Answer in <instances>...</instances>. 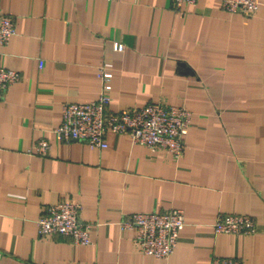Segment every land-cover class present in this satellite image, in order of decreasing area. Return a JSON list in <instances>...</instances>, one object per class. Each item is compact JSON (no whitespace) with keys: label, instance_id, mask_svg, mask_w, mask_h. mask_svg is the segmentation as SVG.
<instances>
[{"label":"crops","instance_id":"0c3cea01","mask_svg":"<svg viewBox=\"0 0 264 264\" xmlns=\"http://www.w3.org/2000/svg\"><path fill=\"white\" fill-rule=\"evenodd\" d=\"M16 33L0 66L18 71L0 102V264H264V0L251 16L198 0H0ZM116 42L123 44L121 50ZM111 72V110L147 103L192 113L180 159L107 132L106 147L59 141L64 102H89ZM47 139V156L33 145ZM59 199L81 203L91 243L44 237L37 219ZM183 209L173 253L133 246L132 212ZM247 214L251 235L214 230L218 212Z\"/></svg>","mask_w":264,"mask_h":264},{"label":"built area","instance_id":"2783aa9c","mask_svg":"<svg viewBox=\"0 0 264 264\" xmlns=\"http://www.w3.org/2000/svg\"><path fill=\"white\" fill-rule=\"evenodd\" d=\"M198 0H171L176 11ZM262 0H221V7L230 13L251 16L259 9ZM16 33L15 19L0 11V46L7 45ZM121 50L123 44L116 42ZM99 77L102 90L99 97L89 102H64L61 123L53 129L59 141L80 140L90 147H106L107 132L126 134L131 142L146 146L151 151L167 152L173 159H180L184 152L185 135L191 125L192 113L179 105L151 102L137 109L111 110L110 71L101 66ZM18 71L0 66V102L9 86L18 82ZM50 143L39 139L32 151L47 156ZM81 203L74 199H59L44 208L37 219L38 233L44 237L64 236L75 244L91 243V223L80 217ZM186 225L183 209L168 211L132 212L120 221L122 229H132L133 246L144 255L157 259L171 255L178 244L179 232ZM215 232L251 235L257 231L255 219L247 214L218 212L213 224ZM210 264H247L237 257H212Z\"/></svg>","mask_w":264,"mask_h":264}]
</instances>
